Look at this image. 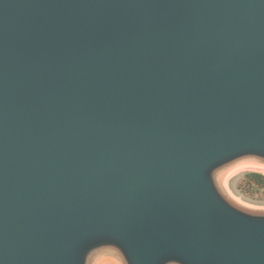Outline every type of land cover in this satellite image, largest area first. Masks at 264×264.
<instances>
[{
	"label": "water",
	"instance_id": "1",
	"mask_svg": "<svg viewBox=\"0 0 264 264\" xmlns=\"http://www.w3.org/2000/svg\"><path fill=\"white\" fill-rule=\"evenodd\" d=\"M249 158L264 0H0V264H264Z\"/></svg>",
	"mask_w": 264,
	"mask_h": 264
},
{
	"label": "bare ground",
	"instance_id": "2",
	"mask_svg": "<svg viewBox=\"0 0 264 264\" xmlns=\"http://www.w3.org/2000/svg\"><path fill=\"white\" fill-rule=\"evenodd\" d=\"M246 170H253L264 173V163L256 162L254 159L250 158L244 161L241 160L237 162L236 165L232 166L226 173H220L217 176L218 185L238 201H241V199L232 193L231 189L229 188V179L233 175Z\"/></svg>",
	"mask_w": 264,
	"mask_h": 264
},
{
	"label": "rangeland",
	"instance_id": "3",
	"mask_svg": "<svg viewBox=\"0 0 264 264\" xmlns=\"http://www.w3.org/2000/svg\"><path fill=\"white\" fill-rule=\"evenodd\" d=\"M245 172L246 171H242V172H239L233 175L229 179V188L231 189L232 193L235 196L241 199V201L247 203L248 205L252 207L264 209V189L258 188L255 190L253 194H250V195L243 194L239 191L238 183L243 177Z\"/></svg>",
	"mask_w": 264,
	"mask_h": 264
},
{
	"label": "trees",
	"instance_id": "4",
	"mask_svg": "<svg viewBox=\"0 0 264 264\" xmlns=\"http://www.w3.org/2000/svg\"><path fill=\"white\" fill-rule=\"evenodd\" d=\"M264 189V174L258 171H247L238 183V189L241 193L250 195L256 189Z\"/></svg>",
	"mask_w": 264,
	"mask_h": 264
}]
</instances>
